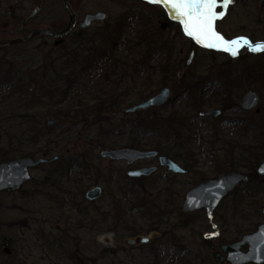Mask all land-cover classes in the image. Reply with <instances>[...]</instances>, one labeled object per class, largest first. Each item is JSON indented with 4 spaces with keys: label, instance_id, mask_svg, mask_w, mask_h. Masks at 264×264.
Instances as JSON below:
<instances>
[{
    "label": "rangeland",
    "instance_id": "1",
    "mask_svg": "<svg viewBox=\"0 0 264 264\" xmlns=\"http://www.w3.org/2000/svg\"><path fill=\"white\" fill-rule=\"evenodd\" d=\"M70 2L74 10L79 12V22L86 13L98 10L107 12L108 20L95 23L86 30V39H74L73 32L79 30L76 27L71 33L73 37L70 35L71 37L63 40L57 41L44 36L34 39L30 45L23 44L24 47L12 51L0 47V58L6 54L8 56L11 54L9 57L12 54H24L29 56L27 58L29 61L32 60L33 54H40L43 47L46 51L40 56L45 58L49 57L52 48L57 50L60 44L79 47L87 56L96 54L98 49L105 56L102 66L98 71L94 70L90 75H86L83 83L78 85L79 88L71 92L68 99L58 103L55 108L65 110L68 105H75L78 101H90V104H93L96 96L104 97L108 94L113 96L114 108L104 112L112 111L109 116L111 121H94L91 118L85 123L77 120L74 125L72 121L59 122L52 117L40 119L38 122V119L36 120L45 128L49 120H57V128L51 135L54 141L52 147L57 146L54 155L90 156L92 171L89 175L75 174L64 178L62 185L52 188L54 191L49 190L50 196L36 193L37 195L33 197H27L20 191L0 193V264L6 260H10L8 264H73L68 258L71 253L65 248L77 249L84 254L86 260L78 264H156L157 260H168L170 253L180 249V260H191L192 264H220L214 255L221 250L222 245L241 239L264 223V192L259 193L252 202L246 198L248 193H244L250 185L239 187L240 192H232L223 200L212 220L208 219L205 211L185 213L182 209L183 202L187 192L201 183L200 175L196 171L205 173L209 179L217 177L215 173L217 158L225 160L233 154L232 157L239 164L236 165L237 171L248 173L244 167V160L248 156L247 150L264 141V101L260 113L228 112L217 118L222 120L202 119L185 130L186 147L193 151V156L197 160L196 171H190L188 174H173L160 167L156 158L131 167L125 161L104 158L101 153L105 149L129 147L133 134L120 125L122 121L133 118L147 119L148 115L155 112L168 118L173 112L180 110L190 117L199 116L187 95L178 98L177 94L183 81L203 82L208 78L209 82L220 83L219 86L222 87L220 93H213L214 91L210 89L198 92L205 102L202 111L221 110L223 101L221 96L226 93L234 96L237 103L248 90H256L263 95L264 81L261 78L257 80L247 78L253 67L259 63V57L243 55L238 58L198 52L192 63L187 66L190 43L164 25L163 16L159 11L151 9L139 0H70ZM38 5L41 6V12L30 23L31 31L38 28L53 30L65 28L69 18L60 0H0V39L27 36L30 32L17 33L16 30ZM119 25L121 31L115 35ZM225 25L231 27L232 23ZM140 39L153 43L165 39L170 50L166 51L163 58H152L151 63L140 69V63L147 52L154 56L148 46L136 47L127 44L128 41L136 43ZM35 61L42 63L43 59L36 58ZM164 62L170 64L173 70L167 86L172 90L169 103L161 109L154 107L147 110L148 115L140 114L139 111L127 113V109L148 99L141 100L139 96L149 92L146 91L148 90L146 86H149L150 80L158 85L161 84V80L168 81L159 69ZM76 69L78 70L79 66ZM150 87L151 91H155L153 95L165 88L162 85ZM3 96L5 95L0 94V103ZM0 107L3 115L0 121L8 124V127H0V136H5L6 133L17 136L22 134L27 126L24 125L22 128L8 120L15 118L21 108H17L19 112H9L12 110L10 105L6 109L4 105ZM6 110L8 112L4 113ZM23 110L22 108L21 111ZM244 119L259 121L263 127L260 131L249 132L246 129L249 123H245ZM173 139L174 137L170 138V141ZM152 140L154 138H146L144 142L150 143ZM162 141L172 142L166 138ZM101 142L107 147H101ZM177 162L184 167L186 163L193 166L189 155H183ZM50 165L44 164L33 169V178L42 181L47 172L53 171ZM153 165L159 169L148 180L134 179L138 180L135 182L128 177L130 169ZM256 183L260 184L262 180L259 179ZM96 186L103 188V195L99 200L90 202L85 195ZM33 187L34 185L28 184L25 190ZM131 189L137 191L136 196L143 197V201L138 202L142 209L134 212L127 210L121 214V219L117 220L118 230H112L109 225L117 219L114 204L120 201L124 191L128 193ZM77 192L80 197L76 198L74 194ZM68 194L74 195V199L67 197ZM130 198L132 197H129V201L132 200ZM239 203L242 218H231ZM124 206L126 205L123 204L122 207ZM145 206L151 209L152 214L150 212L144 214ZM108 218L107 223L105 220ZM135 231L140 234L132 236ZM214 233L218 235L214 237ZM207 234H212V237L206 238ZM142 238H149L150 241L147 244L128 245V240Z\"/></svg>",
    "mask_w": 264,
    "mask_h": 264
},
{
    "label": "trees",
    "instance_id": "2",
    "mask_svg": "<svg viewBox=\"0 0 264 264\" xmlns=\"http://www.w3.org/2000/svg\"><path fill=\"white\" fill-rule=\"evenodd\" d=\"M116 29L115 35L120 33L121 25H119V28ZM73 33L74 39H86V30L79 29L77 32ZM71 36L73 37V35ZM30 44L31 43H29V45ZM127 44L134 45L136 47L148 46L149 50L155 56L154 57L150 54V52H147L146 56H144V59L140 63V69H142L145 65H148L149 62L151 63L152 58H163L166 51L170 50V48H168V41L165 39H159L154 43L140 39V41L136 43L128 41ZM24 46L25 45H16L2 48L4 50L11 49L10 51H12V49L15 50ZM45 51L46 48L43 47L40 54H33L31 56L32 60L29 61L27 60L29 56L24 54H12L11 57H9L11 54L9 56L6 54L0 58V94L5 95L2 97L0 106L4 105V109H6L8 108V105H10L12 110L9 112L20 111L15 118H10L8 120H10L11 123H16L17 126H21L22 128L24 125L27 126V129L25 127V130L19 136L11 135L10 133H6L5 136H0V162L11 161L18 157H28L34 155H41L43 157H59L57 161L51 163L50 165L53 171L47 172L42 181L32 178L28 184H32L34 187L25 190V186L28 185L26 184L20 190V192L25 194L27 197H33L37 195L36 193L50 196L48 193L49 190L54 191L52 188L57 187V185H62L64 178H69L71 175L75 174L89 175L92 171V159L90 156L88 157L85 154H82L79 157L54 155L56 153L55 147L57 146L52 147L54 141L52 140L51 135L57 128V125L53 128H45L43 127V124L37 122L40 119L44 120L49 117L55 118L59 122L64 120L72 121L74 125L77 120L85 123L91 118H93L94 121L105 120L110 122L111 120L109 116L112 114V111H109L108 113L104 111L107 109L113 110L114 108L113 96L106 94L104 97L96 96L93 104H90V101H78L75 105H68L65 110L56 109L55 106L58 103H62L63 101L65 102L68 99L69 94L79 88L78 85L83 83V78L86 75H90V73L94 70L98 71V69L102 66V61L105 56L98 49L96 54L87 56L83 54L84 51H81L79 47L73 48L71 46H66L65 44H60L57 50L52 48L49 52L50 58H43L44 56H40L42 53L44 54ZM36 58H42V63L35 61ZM78 66L79 69L77 70L76 68ZM159 67L168 81L161 80V84L158 85L154 84L153 81L150 80L149 86H146V88H148L146 91L149 92L147 94L146 92L142 93L139 96L141 100L149 98V96L153 95L155 92L150 90V86L159 87L162 85L167 87L169 85L168 82L171 79L170 74L173 73L170 64H166V62H164V64H161ZM221 75L223 76L224 73H221ZM247 78L249 80L252 78H254V80L261 78L264 81V65H261L258 68L253 67L251 72L247 75ZM219 85L220 83L217 84L215 81L209 82L208 78H206L203 82L187 80L185 82L183 81L181 90L177 95L178 98L187 95L193 104V108H195L194 111H198L200 113L203 110L205 102L201 98V93L199 94L198 92L210 89L211 91H214L213 93H220L222 91V87ZM57 94L60 96H57ZM56 99L57 101H55ZM221 100H223L221 103L222 114H227L228 112L230 113V111H232V107H234L236 111H239L238 106L235 102H233L231 95L226 93V95L221 96ZM17 108H23L24 110L21 111V109H19L18 111ZM45 108L46 110H42ZM5 112H8V110L4 111V113ZM148 112L149 111H139L140 114L147 115ZM151 114L148 115L147 119L133 118L131 120L122 121L120 125L128 129L133 134L132 140L128 146L136 149L145 150L147 148V150L158 151L160 154L170 156L176 161L183 155H189L192 158L193 166H190L189 163H186L185 166L190 171H196L195 163L197 160L193 156V151L186 147L187 142L184 140V131L191 128L196 121L205 118H201L200 116L190 117L181 110L173 112V114L168 118H164V116H161L156 112L153 115ZM1 117L3 118L2 110H0V118ZM213 119H216L215 121L222 120L221 118ZM0 127H8V124L0 121ZM262 127L261 122L250 121L246 129H248L249 132H255L260 131ZM172 137H174V139L171 140V142L170 138ZM146 138H154V140H152L153 143L151 144L152 141L150 143H145L144 139ZM164 138L169 139L171 143L168 141H162ZM100 146L107 147V145L102 142ZM28 148H36V150L30 151ZM247 153L248 156L244 160V167L248 170L251 180L248 184H246L250 186L246 188L244 193H248L246 198H249L253 202V199L259 193L264 192V185L262 183H256L262 178L257 175V168L260 162L264 160V141L255 147H250V149L247 150ZM232 156L230 158L226 157L227 159L225 160L217 158V161L215 162V173L217 177L229 171L238 170L236 165L239 164L235 162V159ZM196 172L200 175L201 182L209 179L205 173L199 171ZM142 180H148V178ZM133 181L138 182V180ZM254 184H257L256 187H253ZM136 192L137 191H133L132 189L128 193L126 191H124V193L122 192L123 197L120 201H117L118 203L114 204L113 207L117 214V219L116 221L114 219V222L109 225V228L117 231V220H120L121 214L126 213L127 210L129 212H134L142 209L138 206V202L143 201V197L136 196ZM236 192H240V188H237L233 193ZM74 195H76V198L80 197L78 192ZM74 195L68 194L67 197L74 199ZM130 196L132 197L130 198L132 200L129 201ZM240 203L231 218H242V215L240 214ZM123 204L126 206L122 207ZM143 212L144 214L149 212L152 214L151 209H147L146 206ZM105 222L108 223L109 218L108 220L106 219ZM139 234L140 232L135 231L132 233V236H137ZM65 250H68L71 253L68 258L72 260L73 264H78V262L86 260L84 254L77 249L65 248ZM169 255L170 257H168V260H157L158 262L156 264H161V262H164V264H192L191 260H180L181 249L180 251L170 253ZM8 261L6 260L2 264L10 263V260Z\"/></svg>",
    "mask_w": 264,
    "mask_h": 264
},
{
    "label": "water",
    "instance_id": "3",
    "mask_svg": "<svg viewBox=\"0 0 264 264\" xmlns=\"http://www.w3.org/2000/svg\"><path fill=\"white\" fill-rule=\"evenodd\" d=\"M68 14V23L64 29L55 32L47 28H38L32 31L31 34L14 39H0V47L23 45L32 42L34 39L42 36H51L57 40H62L68 36L76 27L77 13L74 11L69 0H61ZM40 7L31 11L22 22V28L27 26L38 14ZM107 19L105 12L88 13L84 20L80 23L81 29H87L94 22H104ZM225 44V43H223ZM206 47V46H205ZM211 48V47H207ZM194 58V53L191 54L187 61L189 66ZM172 98V90L169 87L163 88L159 93L151 96L147 100L127 109V113H135L137 111H147L151 108H161L169 103ZM260 98L256 91H248L240 103L241 107L250 111L257 107ZM222 114L221 110L202 111L199 116L202 118H217ZM58 123L57 120H49L47 126L53 127ZM102 157L109 158L112 161H125L128 166H133L139 161L157 158L158 165L166 168L173 174H186L188 171L179 163L170 157L159 154L158 151L141 150L132 147L105 149L101 153ZM59 157L53 158H35V157H18L11 161L0 162V193L2 192H17L22 189L33 178L32 170L44 165L51 164L58 160ZM158 167H144L134 169L128 172L129 178H142L151 176L157 171ZM257 175L264 177V160L257 168ZM250 176L241 171H229L222 176L205 180L193 187L187 192L186 199L183 202V211L185 213H194L204 210L208 219H214L215 212L219 208L221 202L240 185L247 184L250 181ZM264 182V179L263 181ZM103 195V188L96 186L86 193V199L90 202L99 200ZM264 214V210H263ZM214 236L218 234L214 233ZM206 238L212 237V234H207ZM149 238L140 240L130 239L128 245H137L138 243L147 244ZM248 247L247 251L243 248ZM226 254V256H225ZM214 257L220 264H263L264 263V223L257 226L252 233L244 235L241 239L230 244L221 246V250L217 251Z\"/></svg>",
    "mask_w": 264,
    "mask_h": 264
},
{
    "label": "flooded vegetation",
    "instance_id": "4",
    "mask_svg": "<svg viewBox=\"0 0 264 264\" xmlns=\"http://www.w3.org/2000/svg\"><path fill=\"white\" fill-rule=\"evenodd\" d=\"M139 1L144 3L145 5H147L151 9L159 11L162 14V16H163L164 25L167 26L169 29H172L174 31L175 35L176 34L180 35V38H184L185 40H187L190 43V45H189L190 56H191L192 53H194V56H195L198 52H206V53H211V54H215V55L233 56L230 51H225L224 50L225 44H223V43L218 44L217 47L207 48V47H205V44L208 41L201 42V41H198L196 38H194L192 36H189L187 34L186 30H185V26H184V23H183V20L186 19V18L185 17H181L178 14V10L173 9L170 4H165V3H162V2L161 3H151V2H149V0H139ZM37 7H40V11L38 12L37 16L33 20H35L38 17V15L40 14V12H41V6L38 5ZM99 11H101V10H98L96 12H89V13H97ZM75 12L77 13V24H76V27L81 29L80 28V23L84 20L85 15L88 14V13H86L84 15V17H83V20L79 22L78 21L79 12L78 11H75ZM102 12H105V11H102ZM215 12L218 15L220 13H223V15L221 17L217 18L214 21V30L220 36L223 37L224 42H230V41H233V40H241V42L243 43V39H246L247 41L251 42V44L253 46H255L257 44L264 45V0H232V2L230 4H228L227 8L223 7V0H217V7L215 8ZM105 13L107 14V12H105ZM107 20H108V14H107V19L105 21H107ZM30 23L27 26H25L24 28H22V25H21L20 27H18L16 32L17 33L30 32L29 34H31L33 30L31 31L30 28H29ZM95 23H98V22H94L87 29H81V30H88ZM226 23H228V24L232 23V26L231 27H226V25H225ZM76 27H75V29H76ZM51 30H53V29H51ZM61 30H53V31L58 32V31H61ZM42 37H44V36H42ZM46 37H51V36H46ZM243 55L244 56H246V55H255V56L259 57V59H260L259 63L254 66L255 68H258L261 65H264V51H252V50H250L248 45H243L242 47L239 48L238 54L233 56V57L240 58ZM248 91H251V90H248ZM254 91H256V90H254ZM256 92L258 93L259 98H260V101H259V104L257 105V107H255L254 109H252L250 111H247V110H245L244 108L241 107L240 103L242 102V99H243L244 95L246 94L245 93L242 96V99H241V101L239 103H237L235 101V97L234 96L232 97V100H233V102H235L237 104L239 111H236L235 108L232 107V109H231L232 111H230V113H238V112H243L245 114L260 113L261 105H262V102L264 101V93H263V95H260L258 91H256ZM243 121L245 123H249L250 122L247 119H244ZM168 157H170V156H168ZM143 161H147V160H143ZM143 161H139V162H143ZM139 162H137V163H139ZM155 166L154 165L153 166H143V167L130 169L129 171L134 170V169L144 168V167H155ZM156 167H158V166H156ZM182 167L185 168L188 171L186 174H188L190 172V170L187 169L186 166L185 167L182 166ZM158 169H159V167H158ZM158 169H157V171H158ZM155 173H153L151 176L142 177V178H138V179H140V180L145 179V178L149 179ZM176 175H178V174H176ZM130 179L134 180V179H137V178H130ZM263 179H264V177L261 178L262 181H263ZM263 183L264 182H262V184ZM202 211H204V210H202ZM245 248H247V250H248V247H245ZM243 250H244V248H243ZM247 250H244V251H247ZM225 256H226V254H225Z\"/></svg>",
    "mask_w": 264,
    "mask_h": 264
},
{
    "label": "snow or ice",
    "instance_id": "5",
    "mask_svg": "<svg viewBox=\"0 0 264 264\" xmlns=\"http://www.w3.org/2000/svg\"><path fill=\"white\" fill-rule=\"evenodd\" d=\"M149 2L170 4L173 9L178 10V14L186 18L183 23L187 34L198 41H208L206 47H217L218 44L225 43L224 50L230 51L233 56L238 54L239 48L243 45H248L252 51H264V45L253 46L243 38V43L241 40L224 42L223 37L214 30V21L223 15L215 12L217 0H149ZM231 2L232 0H223V7L227 8Z\"/></svg>",
    "mask_w": 264,
    "mask_h": 264
}]
</instances>
